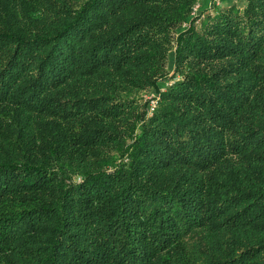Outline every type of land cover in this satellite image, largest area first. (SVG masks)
<instances>
[{
  "label": "trees",
  "instance_id": "16d2710c",
  "mask_svg": "<svg viewBox=\"0 0 264 264\" xmlns=\"http://www.w3.org/2000/svg\"><path fill=\"white\" fill-rule=\"evenodd\" d=\"M220 1L0 0V264H264V0Z\"/></svg>",
  "mask_w": 264,
  "mask_h": 264
},
{
  "label": "rangeland",
  "instance_id": "374dc122",
  "mask_svg": "<svg viewBox=\"0 0 264 264\" xmlns=\"http://www.w3.org/2000/svg\"><path fill=\"white\" fill-rule=\"evenodd\" d=\"M203 1H204L205 6L207 8H209L212 5V3H215V2L217 3L218 2V0H203ZM219 4L222 5L223 3L219 2ZM199 9H201V6L197 8V10H199ZM170 68H171V70H173V64H170ZM144 97L147 98V99H150L148 112L150 114H152L154 112V110H155V107L153 108V110H152V107L154 105L157 106V103H154V102H157L156 100H154L155 98H153L154 94H145Z\"/></svg>",
  "mask_w": 264,
  "mask_h": 264
},
{
  "label": "built area",
  "instance_id": "2783aa9c",
  "mask_svg": "<svg viewBox=\"0 0 264 264\" xmlns=\"http://www.w3.org/2000/svg\"><path fill=\"white\" fill-rule=\"evenodd\" d=\"M219 2L221 3L220 0H218V2H217V3L215 2V3H216L217 5H220ZM197 8H198V7H196V10H197ZM154 103H156V102H154ZM154 107H156V106L154 105V106L152 107V110H153Z\"/></svg>",
  "mask_w": 264,
  "mask_h": 264
}]
</instances>
